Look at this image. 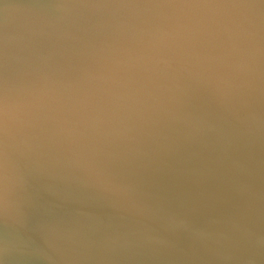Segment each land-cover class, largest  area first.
Returning <instances> with one entry per match:
<instances>
[{"label":"clouds","instance_id":"obj_1","mask_svg":"<svg viewBox=\"0 0 264 264\" xmlns=\"http://www.w3.org/2000/svg\"><path fill=\"white\" fill-rule=\"evenodd\" d=\"M0 264H264V0H0Z\"/></svg>","mask_w":264,"mask_h":264}]
</instances>
